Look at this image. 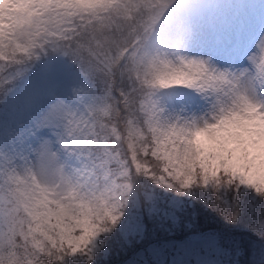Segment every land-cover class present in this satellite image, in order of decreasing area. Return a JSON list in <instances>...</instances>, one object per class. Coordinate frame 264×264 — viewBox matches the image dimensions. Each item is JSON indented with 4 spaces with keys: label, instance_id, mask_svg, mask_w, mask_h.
<instances>
[{
    "label": "snow or ice",
    "instance_id": "obj_1",
    "mask_svg": "<svg viewBox=\"0 0 264 264\" xmlns=\"http://www.w3.org/2000/svg\"><path fill=\"white\" fill-rule=\"evenodd\" d=\"M151 6L146 20L125 18L119 27L95 21L78 37L87 42L93 32L110 30L124 47L136 41L128 51L144 78L128 93L146 91L132 105L139 117L127 119L126 156L111 146L119 130L103 137L92 115L107 113L106 69L86 77V62L74 54L43 61L44 80L18 78L20 71L8 78L0 103V193L5 184L13 192L24 173L36 194L22 193L11 210L0 199V264H20L14 250L29 247L23 264H92L101 237L121 215L119 203L77 198L85 159L106 175L115 164L121 175L135 170L162 190L201 200L244 230V255L258 251L264 264V0ZM16 40L27 46L24 34ZM193 71L211 86H194ZM21 208L26 223L17 215Z\"/></svg>",
    "mask_w": 264,
    "mask_h": 264
},
{
    "label": "clouds",
    "instance_id": "obj_2",
    "mask_svg": "<svg viewBox=\"0 0 264 264\" xmlns=\"http://www.w3.org/2000/svg\"><path fill=\"white\" fill-rule=\"evenodd\" d=\"M151 3L152 0H0V103L7 99V80L12 74L20 71L21 76L18 78L25 77L37 64L50 57L80 55L87 65L84 73L86 77H93L98 72L107 70L105 76L108 79L101 84V87L107 85L104 93L107 113L95 112L92 115L103 137H111L112 128L119 130L120 135L111 141V146L117 153L126 156L127 119L139 117L140 113L132 105L146 91H137L136 97L128 93L129 85L134 90L140 89V81L144 78L143 68L132 62L134 53L128 51L136 41L124 47L110 30L107 34L93 32L87 42L78 37H83L85 30L92 32L95 21L110 20L111 26L119 27L125 18L129 23L140 16L146 20L150 11L155 10ZM18 33L25 35L26 47L17 43ZM85 52L87 56L83 55ZM189 75L194 79V86L201 83L211 86L208 79H195L200 73L193 71ZM92 164V161L85 159L82 165L84 170L76 178L77 198L97 204L101 200L107 201L109 205L119 203L117 212L121 215V222L130 201L145 181L135 170L130 176L121 175L119 167L113 164L111 172L106 175L104 171L93 169ZM128 167H132L130 160ZM21 177L18 184L11 185L13 192L9 193V185L5 184V191L0 193V199L7 210L16 208V200L23 199L22 193L36 194L33 179L24 173H21ZM128 185L132 187L129 188ZM63 194L64 190L58 193ZM17 215L26 223L22 208L18 209ZM14 251L16 259L23 264L25 253L30 252L31 248H16Z\"/></svg>",
    "mask_w": 264,
    "mask_h": 264
},
{
    "label": "rangeland",
    "instance_id": "obj_3",
    "mask_svg": "<svg viewBox=\"0 0 264 264\" xmlns=\"http://www.w3.org/2000/svg\"><path fill=\"white\" fill-rule=\"evenodd\" d=\"M211 22V20L209 21ZM205 38L210 39V35L206 32ZM45 77L36 78L44 80ZM45 87H54V82L46 81ZM171 192V193H170ZM162 190L150 182H146L137 191V195L130 201L129 207L122 221L118 224V229L122 236L126 239L140 236L143 233L144 212L151 217L157 219L151 221L148 225L151 232L162 229L163 220L158 218L163 216L168 221L178 218L177 210L188 199V197L180 196L172 191ZM145 208L147 211L142 210ZM153 210L154 212H151ZM155 222L160 225L156 229L153 228ZM100 241V247L96 253L100 252L104 258L110 255L106 248L103 237ZM95 253V254H96ZM106 258V257H105ZM96 262H92V264ZM234 264L230 257V252L224 251L218 244L214 235L209 232L192 234L182 240H163L153 242L146 249L142 248L130 255L120 264Z\"/></svg>",
    "mask_w": 264,
    "mask_h": 264
},
{
    "label": "trees",
    "instance_id": "obj_4",
    "mask_svg": "<svg viewBox=\"0 0 264 264\" xmlns=\"http://www.w3.org/2000/svg\"><path fill=\"white\" fill-rule=\"evenodd\" d=\"M37 69L38 64L31 70L29 76L36 75ZM146 182L149 181L145 180ZM144 209L142 208V210ZM145 211L147 210L145 209ZM150 211L154 212L153 210ZM177 214L178 218L173 221H168L160 215L158 218L164 222L161 225L162 229L151 232L148 225L157 218L144 212L143 216L147 219L143 220L145 227L143 233L130 239L124 238L118 229L119 226H116L108 235L103 237L110 255L103 258L98 252L94 256V262L96 264H120L130 255L154 241L163 238L182 239L190 233L208 231L217 236L220 246L229 250L230 257L235 264H260L261 257L258 251L252 255H244L243 253L241 245L246 239L244 230L230 224L218 210L208 207L201 200L188 197L177 210ZM159 225V222H155L153 228L156 229Z\"/></svg>",
    "mask_w": 264,
    "mask_h": 264
}]
</instances>
